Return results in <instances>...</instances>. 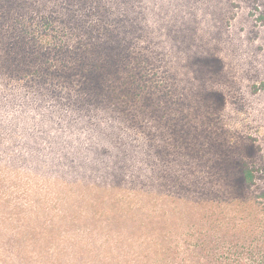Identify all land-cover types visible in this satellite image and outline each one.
Instances as JSON below:
<instances>
[{
  "label": "trees",
  "instance_id": "obj_1",
  "mask_svg": "<svg viewBox=\"0 0 264 264\" xmlns=\"http://www.w3.org/2000/svg\"><path fill=\"white\" fill-rule=\"evenodd\" d=\"M133 1L0 0V224L82 212L126 233L132 264L142 252L145 264H264L262 170L229 155L212 167L222 181L195 179L197 128L180 120ZM34 132H80V148L49 156Z\"/></svg>",
  "mask_w": 264,
  "mask_h": 264
},
{
  "label": "rangeland",
  "instance_id": "obj_2",
  "mask_svg": "<svg viewBox=\"0 0 264 264\" xmlns=\"http://www.w3.org/2000/svg\"><path fill=\"white\" fill-rule=\"evenodd\" d=\"M139 5L133 1V24ZM142 5L140 23L148 36L143 46L148 52L160 46L168 87L184 109L180 120L197 128L198 138L190 141V147L201 151L190 160L195 179L222 181L212 167L230 165L229 155L235 163L245 160L261 169L264 176V0H143ZM34 133L41 137L30 136L32 144L42 145L49 156L80 148V132ZM23 134L17 135L18 151ZM54 136L59 138L56 149ZM172 144L178 149L186 145ZM172 147L167 144L166 150ZM176 161L184 166L186 159ZM172 165L170 156L164 166ZM166 189L171 190L169 183ZM252 194L264 202V177ZM63 213L0 224V264L133 263L126 233L85 226L82 212Z\"/></svg>",
  "mask_w": 264,
  "mask_h": 264
}]
</instances>
